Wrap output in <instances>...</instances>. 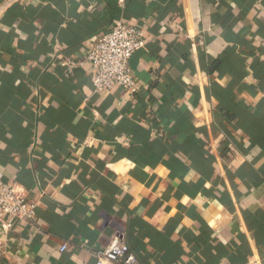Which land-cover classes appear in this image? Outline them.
Segmentation results:
<instances>
[{
	"label": "crops",
	"instance_id": "1",
	"mask_svg": "<svg viewBox=\"0 0 264 264\" xmlns=\"http://www.w3.org/2000/svg\"><path fill=\"white\" fill-rule=\"evenodd\" d=\"M118 21L137 95L91 83ZM0 173L38 205L0 264H264V0H0Z\"/></svg>",
	"mask_w": 264,
	"mask_h": 264
},
{
	"label": "built area",
	"instance_id": "2",
	"mask_svg": "<svg viewBox=\"0 0 264 264\" xmlns=\"http://www.w3.org/2000/svg\"><path fill=\"white\" fill-rule=\"evenodd\" d=\"M147 41L143 31L134 25L116 22L112 29L94 44L87 57L93 75L91 83L94 93L123 89L132 95L140 93L142 87L137 82L130 61L133 55L145 49ZM81 63L69 59L61 67L72 72ZM36 202L28 199L25 191L12 183H6L0 173V228L12 229L15 223L37 225ZM67 246L61 247V251ZM137 258L131 252L123 233H115L106 249L97 257L96 264H136Z\"/></svg>",
	"mask_w": 264,
	"mask_h": 264
}]
</instances>
